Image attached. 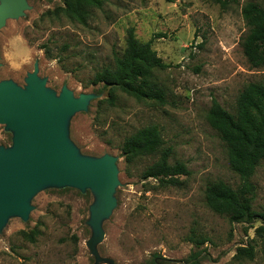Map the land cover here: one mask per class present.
Listing matches in <instances>:
<instances>
[{
    "label": "rangeland",
    "instance_id": "rangeland-1",
    "mask_svg": "<svg viewBox=\"0 0 264 264\" xmlns=\"http://www.w3.org/2000/svg\"><path fill=\"white\" fill-rule=\"evenodd\" d=\"M65 1L26 0L19 16L6 19L0 84L26 88L36 73L49 93L67 89L76 99L87 96L86 108L66 119L67 137L80 157L116 158L114 205L100 220L97 258L88 242L95 236L91 208L102 201L98 191L43 185L30 198L26 219L12 215L0 228V264H196L195 254L199 264H264V242L256 233L261 222L232 223L205 196L215 181L233 188L241 183L210 109L217 99L236 114L246 86L264 83V66L252 68L242 47L248 32L243 8L249 2L264 7V0H83V19L69 14ZM130 27L143 43L153 38L167 64L153 72L149 88L156 95L92 83L96 72L114 68L115 55L125 53ZM26 51L31 59L21 64ZM148 126L160 131L162 148L129 162L122 153L125 139ZM12 144L13 131L0 124V148ZM169 147L170 163L183 162L190 173L143 178ZM252 182L253 208L262 211L264 159ZM249 247L253 259L236 257Z\"/></svg>",
    "mask_w": 264,
    "mask_h": 264
},
{
    "label": "trees",
    "instance_id": "trees-1",
    "mask_svg": "<svg viewBox=\"0 0 264 264\" xmlns=\"http://www.w3.org/2000/svg\"><path fill=\"white\" fill-rule=\"evenodd\" d=\"M225 5L227 0H216ZM66 11L83 19L86 14L83 0H66ZM243 18L248 27L242 39L243 53L252 68L264 66V7L249 2L243 8ZM153 38L146 43L138 40L135 28L130 27L126 36V50L123 55H115L116 66L105 67L95 73L92 83L120 87L136 96L156 95L149 88L153 72L164 69L167 64L152 47ZM46 54L51 58L50 50ZM210 118L215 122L226 144L231 169L239 176L241 183L233 188L223 180L208 184L205 190L206 203L216 213L225 215L232 223H254L260 221L256 233L264 242V209L253 208L255 185L252 178L257 166L264 159V83L251 82L241 94L236 114L226 110L217 99H213ZM163 145L160 131L155 126L137 130L127 137L122 153L131 162L138 157L156 154ZM172 148L162 149L161 157L153 165L142 171L143 178H166L187 175L189 170L183 162L170 163ZM172 179V178H171ZM173 181V180H169ZM194 238V237H193ZM197 245L199 240L192 239ZM198 254L193 260L199 264ZM254 258L252 247L241 248L236 257Z\"/></svg>",
    "mask_w": 264,
    "mask_h": 264
},
{
    "label": "water",
    "instance_id": "water-1",
    "mask_svg": "<svg viewBox=\"0 0 264 264\" xmlns=\"http://www.w3.org/2000/svg\"><path fill=\"white\" fill-rule=\"evenodd\" d=\"M26 0H1L0 29L6 19L19 16ZM87 96L74 98L65 89L60 96L45 90L36 73L26 88L9 82L0 84V124L13 131L10 148H0V228L12 215L26 219L30 198L43 185L56 183L98 191L102 201L91 208L89 223L94 243L103 237L100 220L114 205L118 182L116 158L110 155L90 159L80 157L66 132L67 117L86 108Z\"/></svg>",
    "mask_w": 264,
    "mask_h": 264
},
{
    "label": "clouds",
    "instance_id": "clouds-1",
    "mask_svg": "<svg viewBox=\"0 0 264 264\" xmlns=\"http://www.w3.org/2000/svg\"><path fill=\"white\" fill-rule=\"evenodd\" d=\"M6 55H7L9 58H11V56H12L13 54H11V53H7ZM30 59H31L30 51H26L25 54H24V56H23V58L21 59L20 62H21V64L28 63Z\"/></svg>",
    "mask_w": 264,
    "mask_h": 264
}]
</instances>
